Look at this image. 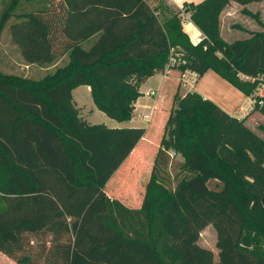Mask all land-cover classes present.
<instances>
[{"label":"trees","instance_id":"1","mask_svg":"<svg viewBox=\"0 0 264 264\" xmlns=\"http://www.w3.org/2000/svg\"><path fill=\"white\" fill-rule=\"evenodd\" d=\"M263 1L204 0L176 10L146 0H8L0 38L7 29L27 65L67 56L68 63L41 80L0 71V252L18 264H264V136L246 118L179 88L140 207L131 208L108 195V184L145 128L92 124L73 98L88 86L98 110L131 121L141 86L179 54L184 63L171 72L213 71L264 113L256 96L264 23L227 43L220 21L231 2ZM183 14L201 43L183 31ZM171 152L183 158L174 174ZM208 226L217 259L200 245Z\"/></svg>","mask_w":264,"mask_h":264},{"label":"crops","instance_id":"2","mask_svg":"<svg viewBox=\"0 0 264 264\" xmlns=\"http://www.w3.org/2000/svg\"><path fill=\"white\" fill-rule=\"evenodd\" d=\"M152 7H157L161 2L165 3L166 5L176 9V10H182L183 6L188 4H198L204 0H146ZM257 7L255 9H251V4H248L247 6H243L237 2H231L226 6V8L223 10L220 16L221 21V36H222V29L226 28L228 29V32L230 30H237L241 27L247 28L245 25H243L241 22H239L237 19L240 17H243L244 15L241 13L244 8L248 9L251 12L258 13L260 11V8H264V1L263 3H258ZM262 12H264L263 9H261ZM185 15V16H184ZM182 27L183 31L187 34L190 42L192 44H196V40L203 38V33L196 27V25L189 19L190 17L186 14L182 15ZM248 18V16H245ZM226 23H229L226 25ZM224 26V27H223ZM251 31H254L255 29H249ZM5 33V31H4ZM3 34V33H2ZM8 41L6 43H9V46H15V48H18L13 42L12 38L7 31L6 33ZM223 38V36H222ZM1 39V38H0ZM247 39V38H245ZM223 40L226 41L224 38ZM237 41V40H236ZM0 41V48L4 49L3 43ZM235 42V41H234ZM7 50V49H6ZM6 59L10 66L13 67V64L10 62L13 61V58L11 59V55L6 54ZM0 71L4 72V70ZM6 73V72H5ZM179 79H180V71L174 70L170 73L169 76H165L164 74H157L151 78H149L142 86H141V93L142 97L138 99L135 105V112L132 120L135 118V115H138L143 120H146L148 122V126L145 127L146 133L144 138L146 139V135L150 133L152 128L156 126L158 121H156V118H160L161 113L163 114L165 104L166 102L171 101V107L173 104V98L175 96V93L180 88L179 87ZM150 80H157L156 84L154 86H149ZM88 92L91 94V88L86 86ZM195 92L199 93L204 99L210 100L214 102L217 106H219L224 112L229 114L232 117L236 118H242V111L247 112L249 109V106L251 102L254 100L253 96L248 97L244 93H242L240 90L233 87L231 84H229L226 80H224L220 75L213 71L207 72L202 77L198 78L196 85H195ZM181 94L183 95L185 92H182L180 90ZM155 93V94H154ZM256 96L261 97L264 99V84L259 89V91L256 93ZM148 99L146 102L145 100ZM79 107V105H78ZM80 108V107H79ZM97 108V107H96ZM171 109V108H170ZM146 110V112H144ZM248 115L246 118V124L248 127L259 134L260 136H264L263 128H264V113L260 111H248ZM243 119V118H242ZM257 120L261 121V123H257ZM131 122V121H130ZM263 122V123H262ZM91 123V122H90ZM92 124H103V123H92ZM106 125V124H105ZM165 125V123L163 124ZM108 126V125H107ZM112 129L116 128H125L128 126H117V127H110ZM142 128V127H138ZM136 152L139 154H136ZM143 159V151L142 149L137 150V148L133 151V153L130 155V157L124 162V164L121 166V168L116 172L114 175V178L111 179L109 184L111 182H119L123 183L122 185L125 186L124 182V171L127 169V166L129 167L132 164L137 165L138 161L141 162ZM124 170V171H123ZM118 176V180H116V177ZM108 184V186H109ZM119 186V185H118ZM116 189V188H115ZM118 189V188H117ZM115 195V191L108 192V195ZM109 195V196H110ZM111 197V196H110ZM112 198V197H111ZM113 199H117L121 201L123 204H125L128 207L131 208H139L137 204L134 205L135 201H124L122 199L114 197ZM131 200V199H130ZM139 201V200H138ZM139 203V202H138ZM131 205V206H130ZM134 205V206H132ZM218 258V255L216 256ZM216 258V259H217Z\"/></svg>","mask_w":264,"mask_h":264},{"label":"rangeland","instance_id":"3","mask_svg":"<svg viewBox=\"0 0 264 264\" xmlns=\"http://www.w3.org/2000/svg\"><path fill=\"white\" fill-rule=\"evenodd\" d=\"M7 2L8 0H0V14L3 8L5 7V5L7 4ZM258 3H263V2L251 3L250 6L251 9H255V7L259 5ZM261 9L264 10V8H260V11L258 12L259 14L258 18L257 17L254 18L252 15H246L241 11V13L244 16L237 19L247 28L255 29L254 31H251L243 27L233 31L230 30V32H228V29L226 28L222 29V36L226 41H228L227 43H234V41L236 40L237 41L244 40L245 38L248 39L251 36V32L262 31L263 28L258 23L259 19L264 23V12H262ZM252 13L257 14L254 12ZM245 16H248V18ZM13 21H15L14 17L10 20L9 23ZM228 24L229 23H226V25ZM4 31L0 39V41H2L1 43L5 44L4 49L0 48V69L4 70V73L6 72L5 74L13 75L16 77L21 76L30 79L41 80L46 75L55 73L58 67H64L68 63V56H67L63 59L58 60L56 63L50 65H45V66L27 65L21 56L19 48H15V46H11L10 48L9 43H6V41H8L9 39H7L8 36L6 34L7 29ZM6 54L11 55V59L13 58V61L10 62L11 64H13V67L9 65L6 59ZM169 75L170 74H168L167 76ZM156 81L157 80H150L149 86H154L156 84ZM181 91L185 92V90L183 89H181ZM192 91L194 92V90ZM73 98L74 101L77 103V106L79 105V107L81 108L82 115L86 116L87 120L91 123H103L110 127H117L124 125L128 127L145 128L149 125L146 120H143L138 115H135V118L131 120V122L130 121L119 122L107 117L103 112H101L96 108L92 99V95L90 94V92H88L86 86H80L75 88L73 90ZM145 101L147 102L148 99H146ZM166 107L167 109H164L163 114L161 113L160 115V118L158 117L156 118L158 124L152 128V130L148 135H146V139L140 141L137 146V150L142 149L143 151V159L141 160V162L138 161L137 165L132 164L129 167L127 166V169H125V171L123 170L125 173L124 174L125 186L123 185L121 186L122 182L119 184V186L118 184L113 182L109 184L108 192L115 191V195L109 194L112 198L116 197L124 201H135L134 205L137 204L136 207H138L141 204V200L145 192V184L149 180L151 175V170L153 169L152 168L153 161L158 148L157 145L159 144V141L163 134V130H164L163 124L166 122L168 113L171 108V101L166 102L164 108ZM144 112H146V110ZM257 123H261V121L257 120ZM136 154L138 153L136 152ZM182 161H183L182 156L178 154L176 157L172 158L173 167L170 168V173L173 174L176 173L177 172L176 169L178 168V165L182 163ZM116 180H118V176L116 177ZM212 186H214V182L212 183ZM216 243H217L216 231L212 226H208L201 233L200 245L202 247L210 249L214 253V256L216 257L219 253L216 247ZM0 264H18V263H16L15 261H13L12 259H10L9 257H7L6 255L0 252Z\"/></svg>","mask_w":264,"mask_h":264},{"label":"built area","instance_id":"4","mask_svg":"<svg viewBox=\"0 0 264 264\" xmlns=\"http://www.w3.org/2000/svg\"><path fill=\"white\" fill-rule=\"evenodd\" d=\"M185 16V15H184ZM183 17V16H182ZM190 19V18H189ZM205 37L203 38H200V39H197L196 40V44H199L202 42V40L204 39ZM180 63H184V61L181 60L179 54H173L171 57H170V60H169V65L168 68L166 69V72H165V76L167 77L168 74H170L171 70H173L171 67H174ZM199 76L197 73L195 72H192L190 70H187L185 72H183L180 76V79H179V85H180V88L185 90L186 92H190L192 90L195 89V85H196V82L198 80ZM155 94V93H154ZM257 102L256 100H253L249 106V109L247 110V112L245 111H242V118H245L248 114V111H253L255 110V106H256ZM260 105H263V101H260L259 102ZM241 118V119H242ZM171 156L172 157H176L177 154L174 153V152H171Z\"/></svg>","mask_w":264,"mask_h":264}]
</instances>
